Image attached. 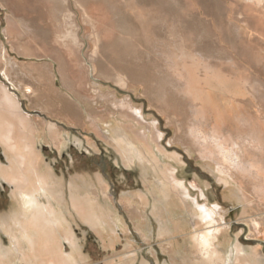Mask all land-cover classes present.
Instances as JSON below:
<instances>
[{
	"label": "rangeland",
	"instance_id": "374dc122",
	"mask_svg": "<svg viewBox=\"0 0 264 264\" xmlns=\"http://www.w3.org/2000/svg\"><path fill=\"white\" fill-rule=\"evenodd\" d=\"M71 1L65 0L61 6H55L58 12L55 15L47 0H8L15 18H25L28 25L17 22L5 7V0H0L2 30L6 21L5 31L9 35L32 29L31 33H24L27 36L24 44L17 37L7 39L2 35L0 41L6 52L2 65L6 73L1 67L0 72L6 76L4 82L8 88L17 95L28 125L33 123L38 129L26 131L36 136L34 142L42 169L51 166L63 181L65 203L71 200L70 180L73 177L98 173L105 181L104 193L100 195L91 188L87 196L96 202L98 199V203L103 196L114 208L113 212L108 209L104 212L90 204L93 213L105 218L107 229L103 225H91L82 213L68 206L69 229L79 239L80 252L86 255L85 261L79 264H213L209 255L215 249H219L222 256H230L238 250L241 258L234 264H251L250 261L262 264L264 130L261 125L264 120L256 115L257 112L264 115V0H186L202 5L195 9L200 17L190 14L194 9L187 7L184 24L144 23L135 39L117 38L120 35L117 32V0H111L110 5L109 1L100 0L96 6L98 12L92 19L80 13L87 0H74L73 4ZM169 1L172 6L176 1L182 2ZM174 10L172 7L169 12ZM34 27H42V30L35 31ZM31 35L35 38L30 39ZM38 50L40 54L35 53ZM144 50L155 53L164 69L170 68V64L187 69L180 76L191 102L188 97L179 95L182 94L180 87L167 86L165 94L156 99L162 107L153 104L150 94L145 93L142 77L143 73H153L156 65L145 61ZM214 50L219 54L210 55L209 51ZM91 54L102 59L109 72L118 73L121 78L117 83L97 76L99 65L91 61ZM11 63H15L27 79L15 75ZM209 69L237 84L234 97L226 99L230 107L227 114H220L213 108L218 101L215 93L204 94L205 89L199 87V74L204 75ZM233 71L238 75H233ZM200 80V84L205 85V79ZM215 89L219 95L223 94L217 87ZM114 90L117 97L124 101L128 96L132 102L120 101L121 107H116L117 103L105 95ZM200 91L208 102L213 101L211 109L202 110L194 102L193 95H200ZM128 107H143L146 120L142 125L132 117ZM243 113L250 118L237 119ZM155 120L156 126L153 125ZM105 121L125 122L131 133L151 126V134L158 137L152 143L168 155L180 157L192 184L196 185L194 175L207 183L210 195L214 194L211 206L220 204V208L215 209L220 230L218 243L213 236H207L210 242L195 244L197 234H207L211 228L209 221L197 226L180 223L181 213L158 218L152 206L155 200L152 178L141 177L118 148L108 142L97 126ZM24 132L23 128L13 129L19 138L25 137ZM8 153L0 142V163L4 166L10 164L8 157L12 158ZM34 179L38 181V176L31 175L32 182H36ZM14 187L11 182L0 180V213L9 209ZM226 187L233 197L223 196ZM200 202L204 203L205 199L201 197ZM164 219L171 227H180L162 233L159 224ZM101 227L110 232H100ZM5 231L0 227V241L3 247L12 250L15 247L13 234ZM101 233L106 234V239ZM66 234L59 231L56 237L42 240V246L35 250L25 242L28 250L24 246L19 248V254L11 259L17 261L16 264H64L61 248L66 252L70 249ZM222 262L218 259L215 264Z\"/></svg>",
	"mask_w": 264,
	"mask_h": 264
},
{
	"label": "bare ground",
	"instance_id": "6f19581e",
	"mask_svg": "<svg viewBox=\"0 0 264 264\" xmlns=\"http://www.w3.org/2000/svg\"><path fill=\"white\" fill-rule=\"evenodd\" d=\"M52 2L58 7L61 6L65 0H52ZM7 18L9 19V22H11L10 15H7ZM98 51L99 50H96L95 54H98ZM144 51L145 52H142V54L145 57V61L148 63L155 62L156 65L155 73H150L152 75L148 74V72L146 74L143 73L144 77H142L145 80L143 81L145 83V93L150 94L153 104L159 106V108L162 107L159 103L160 101L156 99L159 98V95L165 94L167 86L170 88L173 86L175 89L180 87L179 89L182 94L179 95H184V97L187 98L189 95L187 96V94H185L187 91L185 89L183 90L185 84L183 85L181 81L180 74L182 73L177 70L171 71L168 68L164 69L162 63L158 61L152 53L146 50ZM133 54L134 53L130 52V55L133 56ZM5 56L6 52L4 50V45L0 41L1 69L5 68L2 65ZM90 58L91 61H96L99 65L97 76L102 77L105 80H113L116 83L117 80L121 78L117 72H109L106 69V66H104V61L102 59H98L94 54H91ZM5 62L8 63L6 60ZM11 68L15 75L27 79V76L18 69V66H16L15 63H11ZM4 70L6 73V69ZM143 71L140 72L142 73ZM105 95L110 97L113 103H117L116 107L118 108L121 107L123 102H132V99L128 96L124 97V101L120 97H117L116 90L108 91ZM120 101L122 102L121 104ZM130 109L133 114L132 117L142 125L146 120V115L143 113V107H132ZM22 111L17 95L12 93L11 90L0 80V142L7 150V153L9 152L8 155L11 154L12 156V158L10 156L8 157L10 160V164H7L8 166H4L0 163V178L11 182V184L15 186V191H13L14 195L11 197L9 209L0 213V227L13 234L12 236L15 247L12 250L7 249L2 246L4 244L0 241V264H16L17 261L13 262L11 257L19 254V248H22L25 242L27 243V246L32 247L35 250L36 247L42 246V240L46 239L47 241L50 237H56L59 231H65L67 233L65 239L70 246L68 252L60 246L62 261L64 264H79L81 261H85L86 255L84 257L83 252H80L81 244L79 243V239L77 240L72 233V229H69L71 226L69 219L71 214L69 213L68 206L71 205L69 208L71 207L74 210L77 209L78 212L82 213L83 216H85L86 221L91 225L95 227L103 225L104 229H107V227H105V218L103 219L101 216H97L93 213L90 210V204L96 205L104 212H106L107 209L113 212L114 208L103 198V196H100V203H98V199L96 202L89 199V196H87L91 188H95L100 195L101 193H104L106 191L105 181L98 173L95 175L82 174L73 177L70 180V204H68L69 202L65 203V193L62 189L63 181L56 176L51 166H48V168L45 166L47 170L42 169L43 166L40 164L39 159L40 155L34 142L36 136H34L33 133L31 135L29 131H26L30 128H35L37 131L38 129L37 127H34L35 125L33 123L28 125L26 122L27 117H23ZM192 112H194L193 109ZM130 116L131 115L128 114V117ZM10 118L13 120L11 123ZM97 122H95V124ZM153 125H157L156 120L153 122ZM97 126L103 132V135L108 142L118 148L117 150L121 156H123L131 166L136 168L141 177L146 180L152 178V181L154 182L152 186V195L155 198L152 202V206L153 212L158 214V218L159 216L165 218L166 215L175 216V214L178 215L181 213L183 216L181 220H178L180 223L182 221V223H189L190 225L197 226L203 221H209L211 228L207 234H202V232L197 234L195 237V244L199 246L203 242H210L207 236H213L216 243H218L220 239V230L216 224V210L220 208V204L215 201L216 204L211 206V199L214 194L212 196L210 195L211 191L207 188V183H205L199 176L194 175L196 185L192 184L187 177V169L183 166V161L180 160V157L170 156L164 149H161L158 145L152 143V141L157 140L158 137L156 139L155 136L151 134V126H147L143 130H137L132 133L129 129V125L125 122L116 124L113 121H105L99 123ZM14 127L23 128L25 131L23 133L25 137H16L14 134L15 132L13 133ZM159 135L160 134H158V136ZM31 175L38 176V181L34 179L36 182H32ZM222 194L223 196L233 197V194L228 187L224 189ZM201 197L202 199H205L204 203L200 202ZM44 199L46 202L43 201ZM175 209L177 211L174 212ZM170 221L173 222V220ZM163 222H159L160 231L162 233H167L174 228L180 227V225H172L171 227L165 219ZM118 223L119 222H117V224ZM152 226L150 227L152 228ZM103 227H101V229H103ZM104 229L100 232H110L107 230L104 231ZM113 231L115 230L113 229ZM101 234L102 238L106 239V234ZM109 236L112 238L111 234ZM238 253L239 251L236 250L230 256H222L221 251L215 249L212 254L209 255V259L213 264H215L218 259L223 260L222 264H234L236 259L238 260L241 258ZM16 258L17 257H15V259ZM250 258L253 260V256H250ZM250 262L251 264H255L253 261ZM262 264H264V261Z\"/></svg>",
	"mask_w": 264,
	"mask_h": 264
},
{
	"label": "crops",
	"instance_id": "0c3cea01",
	"mask_svg": "<svg viewBox=\"0 0 264 264\" xmlns=\"http://www.w3.org/2000/svg\"><path fill=\"white\" fill-rule=\"evenodd\" d=\"M49 2V6L52 10V12L57 15L58 12L55 8L54 3H52L51 0H47ZM74 0H72V4ZM100 0H87L84 2V4L82 5L81 9L82 11L80 13L82 14H86V16L88 17H94L95 14H97V3ZM109 1V5H110V1L111 0H107ZM7 3V4H6ZM8 2V0H5V7L7 8L8 12L12 13V16L15 18L16 15L11 7V4ZM213 4H216V1L213 2ZM71 4H69L67 7H69ZM195 4L193 2L190 1H186V0H182V2L180 1H176V3L174 4V6H172L170 4L169 0H117V32L120 33V35L117 37L118 39H135L137 36H135V34L140 30V25L144 24V23H156V24H179L182 23L184 24L186 22L185 18L187 17L186 14V8L187 7H192L194 9V11H190V14H194L193 16H199L200 14L197 13V11L195 10L196 8H200L202 5L199 3ZM214 5H210L209 7H214ZM172 7H174L176 10H174L173 12H169L170 8L172 9ZM208 7V6H205ZM77 8V7H76ZM78 10V8H77ZM141 15V16H139ZM91 18V19H92ZM16 19V18H15ZM5 20V19H4ZM17 20V19H16ZM6 21V20H5ZM160 21V22H159ZM17 22L19 23H25V24H30L29 21H27L25 18H21L19 20H17ZM162 22V23H161ZM164 22V23H163ZM2 26V21H1V25H0V38L2 40V35L4 34L6 36L7 39H15L17 37V39L19 41H21L23 44L25 42L24 39L27 37L24 35V33L26 31H32V29L30 30H18V34H10L9 32H6V27H7V21H6V26L3 28V30L1 29ZM42 27H38L35 28V31H40ZM2 30V31H1ZM15 32V31H14ZM12 31V33H14ZM31 37V38H30ZM29 38H35V36H30ZM13 51L16 49L11 48ZM7 50H8V55L10 56V47L7 46ZM18 51V50H17ZM18 53L21 54H25V52H20L18 51ZM37 54H40V50H38L37 52H35ZM153 54V56L155 55V53H153L152 51L150 52ZM216 54L218 55L219 53L217 51H209V54ZM25 66V65H23ZM170 69L171 71L173 70H177L178 72H184L187 70L185 67H182L181 65H174V64H170ZM243 72V71H242ZM233 75H238L234 74L233 71ZM247 74H245L246 76ZM4 76H2L1 72H0V80L4 83V85H7L6 82H4ZM184 78V77H183ZM204 78L205 81V85H201L200 82L202 79ZM244 79V76L242 77ZM7 79V78H6ZM229 77H223L220 74H217L214 70L209 69L207 70L204 75H200L199 74V87L205 89L204 94H212L215 93L218 96V101L216 106H214L213 108L220 114H227L229 112V106L227 104V101L229 100V98L234 97V95L236 94L234 88H237V84L236 82L229 80ZM207 82V83H206ZM245 82V80L243 81V83ZM187 83V82H186ZM207 84V85H206ZM215 84V85H214ZM187 86H191V84H189V82L187 83ZM215 87H217L219 90H221V92L223 93L222 95L216 91ZM249 87V85L247 86V88ZM195 88H197L196 90L198 91V86L195 85ZM195 90V93H197V91ZM200 95H193V99L194 102L199 106L200 109L202 110H206V109H211V104H213V101L210 99V102L207 101V99L205 97H203L204 95H201V91L199 92ZM226 99H228L226 101ZM189 100V97H188ZM232 100V99H231ZM190 101V100H189ZM212 101V102H211ZM191 102V101H190ZM213 106V105H212ZM201 111V110H200ZM202 113L204 114H211L207 111H203ZM250 116L246 115V113H243V115L241 117H238L237 119H249ZM252 118H254V116H252ZM256 118H260L261 120H264V115L262 114V112H257ZM261 129L264 130V123L261 125Z\"/></svg>",
	"mask_w": 264,
	"mask_h": 264
}]
</instances>
